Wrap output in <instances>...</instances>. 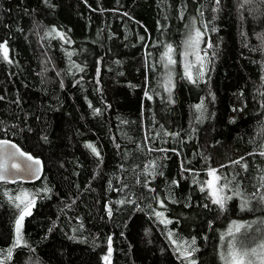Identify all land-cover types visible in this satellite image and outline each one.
<instances>
[{
	"label": "trees",
	"instance_id": "obj_1",
	"mask_svg": "<svg viewBox=\"0 0 264 264\" xmlns=\"http://www.w3.org/2000/svg\"><path fill=\"white\" fill-rule=\"evenodd\" d=\"M0 45V140L45 167L0 184V264H228L264 220V0H0Z\"/></svg>",
	"mask_w": 264,
	"mask_h": 264
},
{
	"label": "rangeland",
	"instance_id": "obj_2",
	"mask_svg": "<svg viewBox=\"0 0 264 264\" xmlns=\"http://www.w3.org/2000/svg\"><path fill=\"white\" fill-rule=\"evenodd\" d=\"M191 32L193 33L190 38L195 37V29L194 27L191 28ZM202 41V35L199 38V43L196 46H193L191 51L186 54L184 57V62L182 65L181 59H174L175 63L179 66L173 67V72L180 70H185L186 75L190 79H194L196 74L202 73L205 60L204 56L200 50ZM183 68V69H182ZM190 71V75L188 72ZM201 113L199 114L201 118ZM216 189H221L218 185H215ZM214 192V189L213 191ZM222 193V189L219 191ZM239 227L240 231L236 232L235 229ZM229 230L233 232L232 236H229ZM235 241V250L239 252H248L249 256L245 257V260L249 258L252 261V264H262L264 261V248L261 245H264V220L260 224L257 222H249L247 224L243 222H233L228 227H225L221 233L220 243H221V256L225 258V261L228 264H234V260L232 255H230L231 243ZM223 248V251H222ZM256 250V255H252V250Z\"/></svg>",
	"mask_w": 264,
	"mask_h": 264
},
{
	"label": "snow or ice",
	"instance_id": "obj_3",
	"mask_svg": "<svg viewBox=\"0 0 264 264\" xmlns=\"http://www.w3.org/2000/svg\"><path fill=\"white\" fill-rule=\"evenodd\" d=\"M217 4L219 3V0H216ZM245 2H249V0H245ZM202 35V33L199 31V29L196 30L195 32V37H192L190 38L191 40V43L193 46H196L198 45L199 43V38L200 36ZM211 46V45H209ZM0 48H3V51H4V56L5 58H7V47L6 45H0ZM172 51L171 49V46H169V53ZM168 58V62L169 64H172V63H175L174 60H172L171 56L166 53L165 54ZM201 107V105H197V109L199 110ZM3 144H8L7 141H4L2 142ZM88 147H90L92 149V151L94 153H96V155H99V153L96 151V148L92 145H88ZM21 155H25L24 153H20ZM261 155H264V153H261ZM27 159L29 160H32L33 158L31 156H28ZM34 163L36 165H39L40 164V161L39 160H35ZM236 163H239V161H236ZM14 168H16L18 171H20L21 169H19V166L18 165H13ZM246 167V165H245ZM7 171L6 168H3V170H0V180H4L5 179V175L4 173ZM209 175L213 177V180L209 181L208 184H209V187H212L214 189V192L213 194L214 195H217V199L214 200V203H217V204H220L221 206H223V198H220L218 193L221 189H216L215 187V184L216 182H218L220 180V177L216 176V170H212L209 172ZM222 188L223 187H227V184H224L221 186ZM27 194H25L26 196ZM16 199L20 200L21 198L18 196L16 197ZM261 199H264V197H261ZM21 203H24L23 200H21ZM34 204V201H28V203L25 205V208L23 209L19 219L17 220L16 222V240H15V243L16 245H19L21 243V240H22V236H21V227H22V221L24 219V215H30V206ZM17 207H19V205H17ZM157 216H162V213H157ZM162 222H167V223H170L171 221H162ZM236 232H239L240 231V228L237 227L235 229ZM229 236H232L233 235V232L231 230H229V233H228ZM192 243L194 244L195 243V240L192 241ZM262 248H264V245H261ZM231 249L232 251L230 252V255H232L233 257V260H234V264H252V261L251 259L249 258L248 260H245V257H248L249 256V253L248 252H239V251H236L235 250V241H232L231 243ZM111 253V248H109V254ZM9 256L11 255V251L9 250ZM252 255H256V250L253 249L252 250ZM104 259L107 261L108 260V256H105ZM262 264H264V261H262Z\"/></svg>",
	"mask_w": 264,
	"mask_h": 264
},
{
	"label": "water",
	"instance_id": "obj_4",
	"mask_svg": "<svg viewBox=\"0 0 264 264\" xmlns=\"http://www.w3.org/2000/svg\"><path fill=\"white\" fill-rule=\"evenodd\" d=\"M7 141L8 144L2 142ZM24 153L25 155H21ZM31 156L33 159H27ZM35 160H39L40 164L36 165ZM18 165L20 171L13 167ZM6 168L4 173L5 179L0 180V184H16L19 182L26 184H34L40 181L44 175V163L41 159L35 158L31 154L25 152L18 144L13 141L2 139L0 140V170Z\"/></svg>",
	"mask_w": 264,
	"mask_h": 264
}]
</instances>
